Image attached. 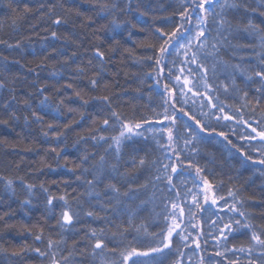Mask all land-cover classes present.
Wrapping results in <instances>:
<instances>
[{"label": "snow or ice", "instance_id": "6c2138e0", "mask_svg": "<svg viewBox=\"0 0 264 264\" xmlns=\"http://www.w3.org/2000/svg\"><path fill=\"white\" fill-rule=\"evenodd\" d=\"M94 4L96 7L89 11H92L102 20H108L109 23L105 27L109 32L115 33L118 28L122 27L115 18L117 12L131 9L133 0H126V3L123 0H94ZM40 7H45L44 3L41 2ZM24 8L28 11L29 5L25 4ZM217 8L220 11H217ZM241 8L245 13L249 11L258 12L260 17H264V0H253V3H249L248 0H238L236 3H229L228 0H223V2L222 0H185L182 10L177 13L179 19H167L155 26L154 31H151L153 26L147 25L146 21L137 18V24L148 28L153 40V43L148 46L152 50L151 55L141 54L145 63L152 62L147 63V66L156 69L155 76L149 75L148 78L156 81V88H160L163 81L162 91L158 94L164 98V104L167 107L162 115L157 114L153 118L140 117L139 122H133L113 108L114 100L122 99L119 95H93L91 104L86 99L89 93H95L102 85L107 88L106 77L102 68L101 71L93 73L92 78H88L87 84L73 85V80L83 81L88 76V71L84 65L85 59L88 66L94 67V61L102 66L107 63L104 58L105 54L99 47H95L91 57H81L78 56L75 49L70 50L67 45L74 43L76 36L73 33L64 36L59 35V26L62 23H68V18L73 11L77 16L83 15V13L71 0H65L64 3L61 0H48L44 15L51 20L52 25L56 28L51 31L49 44L44 47V51L39 54L32 53L34 57L39 55L41 58V63L37 65L39 71L30 69L34 73L30 84L28 83L29 77L24 76L25 85L32 91L24 93L23 107L21 108V100L16 92L19 75L16 80L11 82V87L8 86L7 80L0 79V92L7 89L9 94L7 98L0 96V125L9 127L16 133L17 138L29 143L39 142L44 145H51L54 138L55 146L51 147V151L56 152L57 157H59L60 151L58 149L64 143L61 137L65 135L60 129L61 127H70L63 111L64 107H68V111L81 114V121L85 119L83 115L85 111L91 113L95 120L102 119V125L93 129V135L90 137L82 136L79 141L87 144L91 140L94 142L93 148L98 145L100 147L107 145V147H104L103 154L89 153L85 149L82 157H78L79 165L77 166H83L80 175L85 177L84 182L90 186V194L94 195L100 202L99 207H94L92 210L85 211L78 202L73 205L67 195L57 197L43 183L39 185L37 192V185L26 182L22 176L13 179L0 174V185L6 191L15 195L16 189L20 188L25 192L26 198L20 201V208L25 210V215L27 216L33 206V198L39 195L45 202L42 215L48 219H55L61 233L72 231L75 222H79L82 213L91 218H103L106 224L113 223V220L109 219L110 215L113 218L128 216L129 219L126 223L131 225L134 213L143 208L142 204L137 203L141 199L142 193L136 186L139 177H130L124 169L128 167L133 169L152 167L157 169L158 174L155 179L166 181L167 191L175 193L174 197H167V203L164 205L166 212L164 218L166 220L171 218L172 223L166 225V234H159L158 243L155 240H138V247L123 245V250L118 252L112 264H117V262L118 264H153L157 255L167 257L171 254L174 235L179 238V241L184 242V247H187L188 236L184 235L185 229L181 228L185 208L188 210L189 225L192 228H197L198 225L194 222L198 219L196 213L197 211H208L204 208L205 204L208 205V208L216 206L218 212L224 213V216H220L217 211L212 212V215L217 218L212 221L217 233V244L224 246L225 251H231L234 255L239 252L252 257L254 253H258V264H264V230H258L257 226L250 222L251 218L237 207V204L243 207V203L236 199V194L232 190L228 192V196L233 197L231 204L223 196L217 195V185L214 181L217 173H223V169L217 166V159L214 154L209 156L202 152V149L210 145L223 144L227 148L230 158L237 159L241 166L247 167L249 162L253 165L264 166V120H248L242 114L241 109L233 111L224 102L227 99H236L239 103L236 94L242 90L236 81L237 78H240L241 83L246 85L248 81L260 85L255 89L252 103L257 108L264 105V29L260 28L252 19L241 20V23L245 25L243 29L245 33L248 35L255 34L260 38V52L253 53V55L259 56V62L255 68L245 67V64L252 63L250 60L228 63L219 59L220 49L224 45L230 44L229 37L232 36L233 31H238L234 30L231 23L225 18L227 11L235 10L239 13ZM143 15L144 13H141V16ZM209 17H212V23L215 26L217 33L215 37L212 36L208 25ZM193 20L195 21L194 25L192 24ZM260 24L264 25V19L260 21ZM68 36H72L71 41L68 40ZM45 39L49 38L45 37ZM62 40L64 43H56ZM0 44L6 45L8 50H19L20 52L25 50L21 48L19 41L12 44L0 39ZM209 56L213 60V67L211 68L213 79H218L217 73H223L224 80L227 82L214 84L209 80L210 69L207 66ZM173 57H177V59H172ZM6 60L7 57H4L5 62L0 63V71H9ZM44 61L60 64L59 71L53 70L50 73V76L54 78L51 83L56 87L57 92L60 93L59 86L62 81L66 86L63 93L51 99L49 95L51 90L46 84L38 87L42 79L41 72L45 68ZM139 62L137 60V63ZM16 63L19 64L20 61L17 60ZM177 65H179L178 72L176 70ZM253 77L258 79L253 80ZM67 88H72L75 96L82 103L75 107L68 106L66 104V99L69 96L66 91ZM221 89L224 100L220 98ZM177 93L183 99L178 98ZM247 97L248 92L244 91L241 98L244 100L242 108L248 107ZM189 101L192 104L199 103L200 110L197 112L192 107H188ZM72 103L75 104L76 102L73 101ZM250 110L254 111L255 109ZM212 121H215V124ZM221 121H235V124H221ZM74 122L80 123V121ZM18 125L19 130L17 131ZM146 125L150 127H146ZM156 125H161V127L157 128ZM237 125L251 129L250 132L246 131L244 135L240 136L241 140L251 142L258 138L259 146L254 144L235 145L225 129H230L233 134L239 135L235 132ZM34 126L39 128V137L32 136V132L35 130ZM147 132L160 133L161 135L159 139L156 136L149 138L144 135ZM105 133H111V135L106 136ZM40 137L43 139L41 140ZM133 137L141 139L133 140ZM152 140L156 141L163 159L153 161L145 159L148 155V149L152 147L150 142ZM130 141L131 143H128ZM2 142L4 141L0 140V143ZM247 148H255L257 155L252 156L250 152L246 151ZM124 149H131L128 153L132 156L130 164L122 160V150ZM27 151H33V149L28 148ZM140 153H144V155L141 156ZM221 158H223L222 155ZM161 167L162 172L160 171ZM49 168L51 171H56L51 166ZM181 177H185V179H181ZM177 181L183 188V194H181ZM151 183L152 181H148L143 187L146 189ZM98 188H103L102 195L101 192L97 191ZM220 200H224L223 205L219 203ZM55 201L62 203L57 205L54 203ZM169 205L172 211H167ZM57 207H59L60 212L58 217H56ZM177 209L179 210L178 213ZM5 216L10 217V213L6 211L0 214V220H4ZM217 221H221L222 226ZM4 226L10 225L5 221ZM38 226L41 231L34 238L36 241H41L43 237L42 225L39 223L30 224V222H26L24 225L26 230ZM116 227L119 230V226ZM241 229H247V231L241 232ZM209 230L211 232L212 228L210 227ZM138 231L147 234V228L143 226ZM237 233L240 236L248 237L247 247L233 246V248L228 249L227 244L230 242V237L235 239ZM86 235L89 243L92 244L91 255L93 258L101 257L103 264V253L107 247L104 230L101 229L98 233L97 230L93 229L90 234ZM53 243L51 239L48 240L49 250L53 248ZM146 244L148 250H141ZM152 244L155 246H151ZM196 246L197 248L200 247L198 243ZM165 249H168L169 252L166 253ZM33 251L39 253L40 256L49 255L48 252H41L39 248H34ZM113 251L116 249L114 248ZM19 254L13 253V255ZM69 254L71 255V252ZM176 254L180 257L176 264H183L184 254L179 250ZM214 255L222 257L224 252L216 250ZM52 264H59V261L55 259V254H53ZM159 264H164V261L160 260ZM200 264H205L204 258H201ZM207 264H212V261L208 260ZM248 264H255V262L253 259H249Z\"/></svg>", "mask_w": 264, "mask_h": 264}, {"label": "trees", "instance_id": "16d2710c", "mask_svg": "<svg viewBox=\"0 0 264 264\" xmlns=\"http://www.w3.org/2000/svg\"><path fill=\"white\" fill-rule=\"evenodd\" d=\"M41 2L44 3L45 7H40ZM61 2L64 3L65 0H61ZM71 2L83 15L77 16L73 11L68 18V23H62L59 26L58 34L61 36L69 33L75 34L76 41L68 43L67 47L70 50L75 49L78 56L91 57L94 54L95 47H99L104 52V58L107 61L102 66L94 61L95 66L93 67L88 66L85 59L84 65L88 71V76L83 81L73 80V85L87 84L88 78H92L93 73L101 71L102 68L106 77L107 88L102 85L95 93H89L86 99L89 100L90 104L93 95H119L122 99L114 100L113 108L130 121L139 122L140 117L153 118L157 114L162 115L167 107L164 104V98L158 94L162 91L163 81L161 87L156 88V81L148 78L149 75L155 76L156 69L154 67L149 68L147 63L152 62L145 63L141 57V54L144 53L151 55L152 50L148 46L153 43V40L149 29L137 24V18L146 21L147 25L153 26L151 31H154L155 26L167 19L178 20L177 13L182 10L185 0H133L131 9L117 12L115 18L122 27L118 28L115 33L109 32L105 27L109 23L108 20H102L92 11H89L96 7L94 0H71ZM123 2L126 3V0H123ZM228 2L236 3L238 0H228ZM248 2L253 3V0H248ZM25 4L29 5L28 11L24 8ZM47 6L48 0H0V39L12 44L19 41L21 48L25 49L24 52L13 51L6 49V45L0 44V53H2L0 63L5 62L4 57H7L6 63L9 69V71H0V79L7 80L8 86L11 87V82L16 80L19 75L16 92L21 100V108L23 107L24 93L32 91L31 88L25 85L24 76L29 77L28 83L30 84L31 77L34 75L30 69H37V65L41 63L39 55L34 57L32 53L39 54L44 51V47L49 44L51 31L56 28L52 25L51 20L44 15ZM57 10L59 11V9ZM217 11H220V9L217 8ZM141 13H144V15L141 16ZM225 18L231 23L233 29L238 31H233L232 36L229 37L230 44L224 45L220 49L219 59L228 63L250 60L252 63L245 64V67L255 68L259 62V56L253 55V53L260 52V38L255 34L248 35L245 33L243 31L245 25L241 23V20L252 19L260 28L264 29V25L260 24L264 17H260L258 12L249 11L245 13L241 8L239 13L235 10L227 11ZM194 23L193 20L192 24L194 25ZM208 25L212 36L215 37L217 33L212 23V17H209ZM113 36H115V39H113ZM45 37L49 39H45ZM68 40L71 41L72 36H68ZM56 43L62 44L64 41ZM172 59H177V57ZM17 60L20 61L19 64L16 63ZM137 60L140 62L137 63ZM44 65V71L41 72V83L38 87L46 84L51 90L49 93L51 99L63 93L66 86L62 81L59 86L60 93H58L56 87L51 83L54 78L50 76V73L53 70L59 71L60 64L44 61ZM169 66L171 67V64ZM207 66L210 69L209 80L212 83L227 82L224 80L223 73H217L218 79H213L211 73L213 60L211 56L208 57ZM178 68L179 65L176 66L177 72ZM96 78L99 79V77ZM256 79L258 78L253 77V80ZM236 82L242 90L236 94L239 103L236 99L224 100L222 89L220 98L233 111L241 109L246 119L264 120V105L257 108L252 103L255 89L260 85L252 81H248L246 85L241 83L240 78H237ZM169 86L171 87V85ZM66 91L69 94L66 99L68 106L75 107L82 103L75 96L72 88H67ZM244 91L248 92V107L242 108L244 100L241 98ZM8 95L7 89L0 92V96L7 98ZM177 97L183 99V97H179V93H177ZM73 101L76 103L73 104ZM188 107H192L197 112L200 110L199 103L192 104L189 101ZM63 111L70 127H61L60 129L65 135L61 137L64 143L58 149L60 151L59 157H57L56 152L51 151V147L55 146L54 138L51 145H44L39 142L29 143L17 138L16 133L9 127L0 125V140L4 141L0 143V174L13 179L22 176L26 182L37 185V192L39 191V185L43 183L57 197L67 195L73 205L78 202L85 211L92 210L94 207H99L100 202L94 195L90 194V186L84 182L85 177L80 175L83 166H77L79 165L78 157H82L85 149L89 153L103 154L104 147H107V145L104 147L98 145L93 148V141L89 140L85 144L83 141H79V138L93 135V129L102 125V119L95 120L91 113L85 111L83 113L85 119L81 121L80 113L70 112L68 107H64ZM74 121H80V123L77 124ZM20 123L22 124V121ZM212 123L215 124V121H212ZM220 123L234 125L235 121H221ZM146 127L150 126L146 125ZM156 127L159 128L161 125H156ZM34 129L32 136L39 137V128L34 126ZM18 130L19 125L17 126ZM225 131L228 132L233 143L237 146L240 144H254L258 147L260 144L258 138L251 142L240 139V136L244 135L246 131H251L250 128L245 129L242 125H237L235 128V132L239 135L233 134L230 129H225ZM104 135H111V133H105ZM144 135L149 138L156 136L159 139L161 134L147 132ZM164 135L166 136V133ZM40 139L43 138L40 137ZM140 139L139 137H133V140ZM78 141L79 143H77ZM150 142L152 147L148 149V155L145 159L147 161L163 159L156 141L152 140ZM128 143H131V141ZM28 148L33 149V151H27ZM130 151L131 149L122 150V160L127 164H130L132 160V156L128 154ZM246 151L254 157L257 155L255 148H247ZM202 152L209 156L214 154L217 159V166L223 169V173L218 172L214 181L217 185V195L223 196L231 204L233 197L228 196V192L232 190L236 194V199L243 203V207L240 204H237V207L251 218L250 222L257 226L258 230H264V171H262L264 166L253 165L251 162L248 163L247 167L241 166L237 159L230 158L227 148L223 144L210 145L202 149ZM233 152H235V149H233ZM140 155L143 156L144 153H140ZM221 155L223 158H221ZM201 163L203 164V161ZM49 166L56 169V171H51ZM124 170L127 171L130 177H139L136 186L142 193L141 199L137 203L142 204L143 208L134 213L131 225L126 223L129 219L128 216L113 218L110 215L109 219L113 220V223L106 224L103 218H91L82 213L79 222H75L72 231L61 233L55 219H48L42 215L45 202L41 196L37 195L33 198V206L26 216L25 210L20 208V201L26 198L25 192L17 188L15 195H13L0 185V214L6 211L10 213V217L5 216L4 220H0V264H52L53 254H55V259L59 261V264H80V262H83V264H102L101 257L93 258L91 255L92 244L89 243L86 234H90L93 229L97 230L98 233L103 229L105 233L104 238L107 247L103 253V264H112L118 252L123 250V245L138 247V240H155L158 243L159 234H166V225L172 223L171 218L167 220L164 218L166 214L164 205L167 203V197H174L175 193L167 191L166 181L155 179L158 174L156 168L133 169L128 167ZM160 171H163L162 167ZM181 179H185V177H181ZM148 181H152V183L148 184L145 189L143 186ZM186 182L190 183L189 181ZM176 183L181 189V194H183V188L179 181ZM97 191L101 192V195L103 194V188H98ZM104 199L106 200V198ZM54 203L59 205L62 202L55 201ZM219 203L223 205L224 200H220ZM204 208L208 211H197L196 213L198 219L194 222L198 225L197 228H192L189 225L188 210L185 208L181 228L185 229L184 235L188 236V246L184 247V242L179 241V238L174 235L171 254L167 257L157 255L153 264H159L160 260H163L164 264H176V261L180 259L176 254L177 250L184 254L183 264H200L201 258H204L205 264L208 260H211L212 264H216V262H219V264H233L234 261L235 264H248L249 259H253L255 264H258V253H254L252 257L239 252L234 255L231 251H225L224 246L217 244V233L212 225V221L217 218L212 215V212H218V209L216 206L208 208L207 204L204 205ZM167 211H172L170 205ZM176 211L179 212L178 209ZM59 214V207H57L56 217ZM218 214L224 216L223 212H218ZM229 215H232V213H229ZM5 221L10 226H4ZM26 222H30V224L39 223L43 226L41 241H36L34 238L36 234L40 233V227L26 230L24 227ZM217 223L222 226L221 221H217ZM117 225L119 230L116 227ZM141 226L147 228V234L138 231ZM210 227L212 228L211 232ZM246 231L247 229H241V232ZM49 239L54 242L51 250L48 248ZM197 243L200 245L199 248L196 246ZM248 243V237L240 236L237 233L235 239L230 237L227 248L231 249L233 246H244L246 248ZM151 246H155V244ZM34 248H39L41 252H48L49 255L40 256L39 253L33 251ZM114 248L116 251H113ZM141 250H148V245L146 244ZM216 250L224 252V256H215ZM165 252L167 253L169 250L165 249ZM13 253L20 254L13 255Z\"/></svg>", "mask_w": 264, "mask_h": 264}]
</instances>
